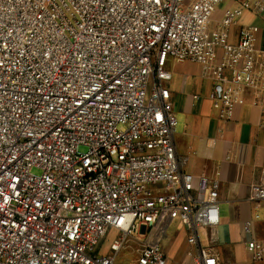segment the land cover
<instances>
[{
  "label": "built area",
  "instance_id": "built-area-1",
  "mask_svg": "<svg viewBox=\"0 0 264 264\" xmlns=\"http://www.w3.org/2000/svg\"><path fill=\"white\" fill-rule=\"evenodd\" d=\"M223 1L0 0V264H116L130 240L133 264H167L175 222L192 264H232L210 247L220 180L183 171L166 85L170 59L200 64L228 121L264 81L260 27L238 22L264 0H232L212 28ZM247 248L264 260V241Z\"/></svg>",
  "mask_w": 264,
  "mask_h": 264
},
{
  "label": "crops",
  "instance_id": "crops-1",
  "mask_svg": "<svg viewBox=\"0 0 264 264\" xmlns=\"http://www.w3.org/2000/svg\"><path fill=\"white\" fill-rule=\"evenodd\" d=\"M237 4L232 0L220 3L214 12L212 28L227 8ZM239 24L257 25L256 48L264 50V19L245 12ZM239 25L230 31V40L238 39ZM167 68L173 72L167 82L171 102L177 119L175 146L177 155L183 160L182 169L196 177L207 176L220 180L219 213L220 222L213 232L210 247L222 261L232 264H264L249 252V242L264 241V200H252L250 190L253 184L264 177V81L258 88H246L240 95L231 120L218 118L208 95L212 81L203 77L201 65L190 61L170 59ZM200 95L194 102L193 95ZM250 230H246V224ZM173 227L183 229L178 222ZM185 234L189 232L183 229ZM200 241H208L199 232ZM187 239V238H186ZM182 251L183 263L192 264L186 251ZM168 263L169 252L164 248Z\"/></svg>",
  "mask_w": 264,
  "mask_h": 264
},
{
  "label": "rangeland",
  "instance_id": "rangeland-1",
  "mask_svg": "<svg viewBox=\"0 0 264 264\" xmlns=\"http://www.w3.org/2000/svg\"><path fill=\"white\" fill-rule=\"evenodd\" d=\"M81 150H83V148ZM34 172L39 173L38 170H34ZM174 224L175 223H173L170 229L168 230L163 240V245L164 248L169 252L171 264H185L183 263V258L181 256L187 235L185 234L183 229L173 227ZM114 237V233H109V235L103 241L102 252H110L109 246ZM140 251V244H137L131 240L128 241L127 244L123 246L122 249L119 251L116 258V264H133Z\"/></svg>",
  "mask_w": 264,
  "mask_h": 264
}]
</instances>
